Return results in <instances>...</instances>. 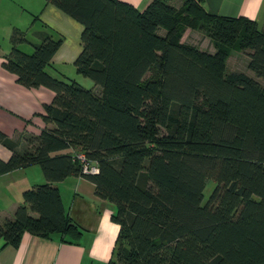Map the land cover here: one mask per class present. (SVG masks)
<instances>
[{
	"label": "trees",
	"instance_id": "trees-1",
	"mask_svg": "<svg viewBox=\"0 0 264 264\" xmlns=\"http://www.w3.org/2000/svg\"><path fill=\"white\" fill-rule=\"evenodd\" d=\"M46 2L82 25L74 66L98 87L46 70L60 35L38 32L28 52L25 32L12 30L3 67L54 96L22 149L0 131L11 151L0 174L38 165L46 180L0 221L3 245L18 246L23 232L77 240L82 231L54 183L81 175L115 206L107 264H264V26L210 13L202 0H151L142 10L123 0ZM187 28L215 51L182 42ZM234 49L247 50L255 77L226 72ZM78 151L97 173L82 174Z\"/></svg>",
	"mask_w": 264,
	"mask_h": 264
},
{
	"label": "crops",
	"instance_id": "crops-1",
	"mask_svg": "<svg viewBox=\"0 0 264 264\" xmlns=\"http://www.w3.org/2000/svg\"><path fill=\"white\" fill-rule=\"evenodd\" d=\"M123 1L142 10L151 0ZM202 4L210 13L246 16L264 26V0H202ZM15 28L25 32L29 42L20 44V47L28 52L29 48L32 49L31 42L39 41L40 31L61 36L60 46L46 67L55 76L57 73L66 75L63 71L74 66L81 51L82 25L46 0H0V131L17 140L18 149H22L24 137L36 136L44 128V106L52 101L54 92L45 86L27 88L17 81L14 73L3 67L2 63L10 51V35ZM181 41L201 50L215 51L211 40L199 29L187 28ZM237 60L235 56L233 67H236ZM244 73L255 77L253 72V75ZM258 80L264 86V78ZM70 151L72 149L68 148L60 152ZM10 155L11 151L0 143V159L6 161ZM34 166L0 174V221L22 202L25 189L46 181L41 169ZM54 185L59 188L66 212L82 231L79 238L67 242L62 241L59 235L42 238L23 232L18 246L3 245L0 241V264L108 263L118 232V225L111 220L114 204L96 196L94 184L81 175L68 176ZM64 193H67L66 200Z\"/></svg>",
	"mask_w": 264,
	"mask_h": 264
},
{
	"label": "rangeland",
	"instance_id": "rangeland-1",
	"mask_svg": "<svg viewBox=\"0 0 264 264\" xmlns=\"http://www.w3.org/2000/svg\"><path fill=\"white\" fill-rule=\"evenodd\" d=\"M181 2H182V0H170V3L175 7H178L181 4ZM193 33H195V32H193ZM24 48H26V47H24ZM28 50L30 51L31 48H29ZM235 56H237L238 60H237L236 67H233L232 63H233V59ZM247 62H248L247 50L238 51V50L234 49L230 52V56H229L228 62H227L226 72H229V71L235 69V70L247 72V73H250L251 75H253V73L247 68ZM63 72H65L66 76H68V77H70V76L77 77L74 80L86 88H94L95 89L96 87H98L97 85L94 84V82L90 78L85 77V76L77 73L75 66H72L68 71H63ZM63 75L64 74L57 73L55 76L56 77H62ZM70 78H72V77H70ZM34 167H36L37 169H40V167L37 165ZM213 186H214L213 180L209 179L206 181V185H205V188L203 191V193H204L203 201H205V199L209 195ZM65 192H67V191H65ZM66 194L67 193H64V200H66L65 199Z\"/></svg>",
	"mask_w": 264,
	"mask_h": 264
},
{
	"label": "built area",
	"instance_id": "built-area-1",
	"mask_svg": "<svg viewBox=\"0 0 264 264\" xmlns=\"http://www.w3.org/2000/svg\"><path fill=\"white\" fill-rule=\"evenodd\" d=\"M74 157L80 164L82 174H95L98 172L97 164L89 159L84 152H74Z\"/></svg>",
	"mask_w": 264,
	"mask_h": 264
}]
</instances>
